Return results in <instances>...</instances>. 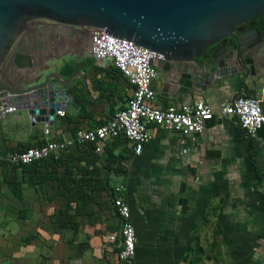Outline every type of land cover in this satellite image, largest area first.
<instances>
[{
  "label": "crops",
  "instance_id": "crops-1",
  "mask_svg": "<svg viewBox=\"0 0 264 264\" xmlns=\"http://www.w3.org/2000/svg\"><path fill=\"white\" fill-rule=\"evenodd\" d=\"M78 48L61 41L50 51L63 78L73 76L66 116L56 114L50 140L67 141L79 129L106 124L133 94L134 86L111 61L99 63ZM152 89L154 107L204 100L217 110L221 102L248 95L264 108V76L245 83L236 76L215 78L203 88L157 77ZM45 126L26 112L1 117L0 153L44 145ZM149 129L153 138L140 156L123 138L106 140L100 153L94 146L89 153L88 145L62 153L77 155L93 179L86 188L92 204L80 216L58 193L64 166L41 161L21 174L0 161V264H121V222L108 195L116 187H124L115 196L129 204L137 233L132 264H264V126L250 142L233 118L215 117L187 138L186 154L179 133ZM67 215L77 229L60 225L58 218ZM110 235L117 239L110 241ZM207 252L213 256L206 258Z\"/></svg>",
  "mask_w": 264,
  "mask_h": 264
},
{
  "label": "water",
  "instance_id": "water-1",
  "mask_svg": "<svg viewBox=\"0 0 264 264\" xmlns=\"http://www.w3.org/2000/svg\"><path fill=\"white\" fill-rule=\"evenodd\" d=\"M257 18L264 0H0V118L16 106L33 122L53 123L71 100L73 76L63 78L50 51L67 41L91 52L92 28L160 54L158 77L179 86L261 79L264 31L241 28Z\"/></svg>",
  "mask_w": 264,
  "mask_h": 264
},
{
  "label": "built area",
  "instance_id": "built-area-1",
  "mask_svg": "<svg viewBox=\"0 0 264 264\" xmlns=\"http://www.w3.org/2000/svg\"><path fill=\"white\" fill-rule=\"evenodd\" d=\"M91 55L97 62L111 61L121 74L134 86L132 97L127 106L117 112L113 118L94 129H79L72 139L67 141L50 140L51 129L46 124L44 134L46 143L6 154L0 153V161L11 166L15 171L23 172L24 168L34 163L57 159L59 154L79 145L89 143L95 152H102L103 144L108 139L123 138L132 146L133 154L140 156L151 142L153 136L149 127L156 125L181 135L183 153H188L187 138L202 133L206 124L215 117L233 118L245 136L254 140L264 126V108L261 102L248 95H239L229 101L221 102L214 110L204 100L181 106L154 107L155 92L152 82L158 77L154 69L158 60L163 57L151 50L137 46L135 43L106 34L100 28L91 29ZM17 111L10 107L6 113ZM57 114L66 116L65 110ZM124 187H116L115 194H122ZM114 207L120 218V252L121 264H132L136 257L137 233L132 219L129 204L122 195L114 200ZM117 235H110L115 241Z\"/></svg>",
  "mask_w": 264,
  "mask_h": 264
},
{
  "label": "trees",
  "instance_id": "trees-1",
  "mask_svg": "<svg viewBox=\"0 0 264 264\" xmlns=\"http://www.w3.org/2000/svg\"><path fill=\"white\" fill-rule=\"evenodd\" d=\"M209 53L214 54L215 47L210 48ZM87 145L92 147V149L90 148L88 150L89 153H93L94 147L93 145L89 143L79 144L76 146V148H79L80 146H87ZM249 145H250V148L252 149L251 158H252L253 163H255L254 150L252 148L251 143H249ZM45 162H50V164H52L56 168H60L61 166L65 167L64 173L58 178L57 181H58V193L68 201V209L69 210L72 209L71 203H73L74 204L73 209L76 212V216H80L84 214L85 212H87L92 204V198H91V195L87 193L86 188L88 185L92 186L93 179H92V176L87 171L84 170V168L79 166V159L77 158V155H74V153L72 152L67 153V154L61 153L59 154L57 159H51L49 161L45 160ZM33 165L35 164H32L30 166H33ZM30 166L25 167L23 172H20V173L24 174L27 168H29ZM256 175L260 178V175L258 173H256ZM93 187L95 188V186ZM108 195L111 197L110 202L112 203L111 204L112 208L117 214L116 209L114 207V200L116 198L114 189H109ZM262 202L264 203V192L262 193ZM70 218L71 216L67 215L63 219L58 218V221L61 226H68L72 224L73 227L77 229L78 227L77 223L75 221L70 222L71 221ZM215 246H217V244H215ZM192 255H194V252H192L191 250V254H190L191 261L193 260ZM208 255H212V252H207L206 256ZM195 256H197V254Z\"/></svg>",
  "mask_w": 264,
  "mask_h": 264
},
{
  "label": "flooded vegetation",
  "instance_id": "flooded-vegetation-1",
  "mask_svg": "<svg viewBox=\"0 0 264 264\" xmlns=\"http://www.w3.org/2000/svg\"><path fill=\"white\" fill-rule=\"evenodd\" d=\"M38 25H41V20L30 22L28 25V33L29 34L34 33ZM241 28H246V29L257 28L261 31H264V18L253 19L242 25Z\"/></svg>",
  "mask_w": 264,
  "mask_h": 264
},
{
  "label": "rangeland",
  "instance_id": "rangeland-1",
  "mask_svg": "<svg viewBox=\"0 0 264 264\" xmlns=\"http://www.w3.org/2000/svg\"><path fill=\"white\" fill-rule=\"evenodd\" d=\"M222 246H224V244L222 243ZM222 248H224V247H222ZM219 250V249H218ZM213 253V252H212ZM208 256H211V255H208ZM208 256H206V258L208 257ZM213 256V255H212ZM225 254L224 253H222L221 251H218V252H216V257H217V259H218V261H222L223 263H224V261H225Z\"/></svg>",
  "mask_w": 264,
  "mask_h": 264
}]
</instances>
